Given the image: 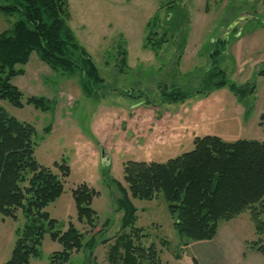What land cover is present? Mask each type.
Returning <instances> with one entry per match:
<instances>
[{
	"label": "rangeland",
	"instance_id": "obj_1",
	"mask_svg": "<svg viewBox=\"0 0 264 264\" xmlns=\"http://www.w3.org/2000/svg\"><path fill=\"white\" fill-rule=\"evenodd\" d=\"M65 1L67 24L103 83L87 95L80 77L57 74L31 53L19 66L23 73L10 81L22 94L23 106L0 100V108L35 129L34 157L39 165L58 175L55 163L69 169L63 193L44 209L56 221L55 230L64 233L72 225L85 234L86 243L90 234L107 223L98 237L107 243L98 244L90 259L84 250L73 252L65 264H109L107 252L122 233L116 184L124 185L127 162L166 163L192 150L195 138L206 136L228 143L264 142L260 125L264 115V0ZM15 19L0 14V34ZM149 35L153 42L163 38L160 49L147 45ZM219 40L224 42L215 47ZM119 46L126 53L123 70ZM214 49L220 55L211 68ZM222 80L225 85L211 89ZM171 93L187 98L171 103ZM241 94L246 95L241 98ZM29 97L46 99L49 111L26 104ZM80 186L94 192L89 202L96 216L93 233L77 217L72 191ZM131 202L136 209L135 227L145 235L142 245L147 248L154 243L157 264H193L190 250L181 246L163 195ZM15 216L0 213V264L10 259L17 232L25 224L20 210ZM232 225L251 238L249 242L256 239L248 210L235 217ZM61 250L45 233L39 256L29 264H50L51 254Z\"/></svg>",
	"mask_w": 264,
	"mask_h": 264
},
{
	"label": "trees",
	"instance_id": "obj_2",
	"mask_svg": "<svg viewBox=\"0 0 264 264\" xmlns=\"http://www.w3.org/2000/svg\"><path fill=\"white\" fill-rule=\"evenodd\" d=\"M0 14L16 17L0 34V100L17 108L23 106L22 94L10 81L23 73L19 66L27 62L31 53L57 74L80 77L87 95L95 93L94 88L103 83L94 62L76 43L67 24L65 0H0ZM150 37L146 39L147 45L160 49L163 38L153 42ZM218 42L224 41H217L215 47ZM117 50H122L118 53L123 70L126 53L121 46ZM219 55L218 50L212 51L211 68ZM223 85L224 80L211 85V89ZM168 96L171 103L187 98L181 93ZM25 103L49 111V102L44 98L29 97ZM260 119L264 132V115ZM35 137L31 125L16 121L0 108V213L16 219L15 214L20 210L25 218L5 264H29L30 259L39 256L45 233L62 247L60 252L51 254L50 264H65L73 252L81 250L90 259L98 244L107 243V240L98 241L107 223L94 232L96 216L89 208L94 192L85 186L72 191L78 220H85L92 228L90 232H94L86 243H83L85 234L72 225L64 233L55 230L56 221L44 209L63 193L69 169L64 163H55L58 175L39 165L34 157ZM123 183L116 184L120 197L115 203L116 210L123 214L122 233L114 238L107 252L109 264H141L144 259L149 264L158 263L154 243L147 248L142 245L145 235L135 227L136 209L131 200H153L159 193L167 203L182 247L211 241L221 223L248 210L256 239L247 242L246 248L264 253L263 141L228 143L218 137L195 138L192 150L166 163L127 162L123 167ZM162 244L165 246L166 242Z\"/></svg>",
	"mask_w": 264,
	"mask_h": 264
},
{
	"label": "crops",
	"instance_id": "obj_3",
	"mask_svg": "<svg viewBox=\"0 0 264 264\" xmlns=\"http://www.w3.org/2000/svg\"><path fill=\"white\" fill-rule=\"evenodd\" d=\"M234 220L221 223L211 241L190 243L185 247L190 250L193 264H264V253L246 248L251 238L234 230ZM255 237L254 230L253 239Z\"/></svg>",
	"mask_w": 264,
	"mask_h": 264
},
{
	"label": "water",
	"instance_id": "obj_4",
	"mask_svg": "<svg viewBox=\"0 0 264 264\" xmlns=\"http://www.w3.org/2000/svg\"><path fill=\"white\" fill-rule=\"evenodd\" d=\"M236 23H237V22H235V23L231 26V28L234 27V25H236Z\"/></svg>",
	"mask_w": 264,
	"mask_h": 264
},
{
	"label": "flooded vegetation",
	"instance_id": "obj_5",
	"mask_svg": "<svg viewBox=\"0 0 264 264\" xmlns=\"http://www.w3.org/2000/svg\"><path fill=\"white\" fill-rule=\"evenodd\" d=\"M211 67V66H210Z\"/></svg>",
	"mask_w": 264,
	"mask_h": 264
}]
</instances>
